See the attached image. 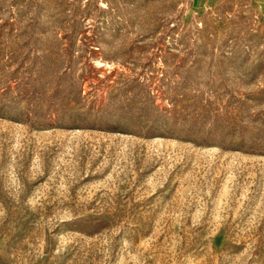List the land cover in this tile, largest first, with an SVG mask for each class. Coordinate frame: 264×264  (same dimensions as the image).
Returning a JSON list of instances; mask_svg holds the SVG:
<instances>
[{
	"label": "rangeland",
	"instance_id": "374dc122",
	"mask_svg": "<svg viewBox=\"0 0 264 264\" xmlns=\"http://www.w3.org/2000/svg\"><path fill=\"white\" fill-rule=\"evenodd\" d=\"M0 264H264V0H0Z\"/></svg>",
	"mask_w": 264,
	"mask_h": 264
}]
</instances>
